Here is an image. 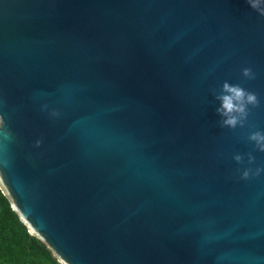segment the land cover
Segmentation results:
<instances>
[{"label": "water", "instance_id": "1", "mask_svg": "<svg viewBox=\"0 0 264 264\" xmlns=\"http://www.w3.org/2000/svg\"><path fill=\"white\" fill-rule=\"evenodd\" d=\"M225 81L259 99L243 127ZM257 130L247 0H0V191L61 264H264Z\"/></svg>", "mask_w": 264, "mask_h": 264}, {"label": "trees", "instance_id": "2", "mask_svg": "<svg viewBox=\"0 0 264 264\" xmlns=\"http://www.w3.org/2000/svg\"><path fill=\"white\" fill-rule=\"evenodd\" d=\"M0 264H61L10 208L0 191Z\"/></svg>", "mask_w": 264, "mask_h": 264}, {"label": "clouds", "instance_id": "3", "mask_svg": "<svg viewBox=\"0 0 264 264\" xmlns=\"http://www.w3.org/2000/svg\"><path fill=\"white\" fill-rule=\"evenodd\" d=\"M247 3L261 16H264V0H247ZM241 75L247 79L254 78V73L249 67L243 68ZM215 98L219 101L216 113L222 118L220 124L222 127L230 129H234L238 125L243 127L249 115V106L256 107L259 105V99L255 92L248 91L238 84H230L227 81L222 83L220 93ZM247 139L254 143L256 150L264 152V131L251 132ZM234 159L240 162L242 157L236 155ZM248 160L251 163L254 157L249 154ZM259 171L257 169V172ZM248 175L249 171L245 170L242 173V178L247 179Z\"/></svg>", "mask_w": 264, "mask_h": 264}]
</instances>
